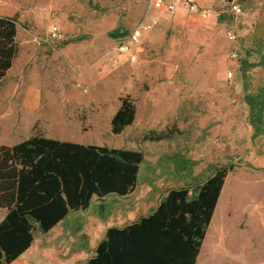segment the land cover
Returning a JSON list of instances; mask_svg holds the SVG:
<instances>
[{
	"label": "rangeland",
	"instance_id": "374dc122",
	"mask_svg": "<svg viewBox=\"0 0 264 264\" xmlns=\"http://www.w3.org/2000/svg\"><path fill=\"white\" fill-rule=\"evenodd\" d=\"M200 4L206 15L159 10L153 0H0L1 15L17 16L19 45L0 81V145L43 135L145 153L130 195L94 196L61 234L36 229L38 251L88 242L93 213L146 198L154 206L171 188L194 192L217 167L231 166V217L235 200L237 229L255 238L244 255L264 262V223L249 207L253 198L264 203V0L245 2L239 15L227 0ZM142 24L151 26L132 61L111 32ZM126 94L138 106L135 123L115 134L111 119Z\"/></svg>",
	"mask_w": 264,
	"mask_h": 264
},
{
	"label": "trees",
	"instance_id": "16d2710c",
	"mask_svg": "<svg viewBox=\"0 0 264 264\" xmlns=\"http://www.w3.org/2000/svg\"><path fill=\"white\" fill-rule=\"evenodd\" d=\"M249 0H242V4ZM17 16L0 14V81L18 51ZM129 30H113L119 38ZM111 119L115 134L135 123L137 107L129 95ZM254 117L255 102L248 97ZM145 153L34 135L0 145V264H10L35 239L71 211L87 209L94 194L125 195L137 185ZM231 166L217 167L191 192L171 188L158 207L122 229L111 227L87 264H195Z\"/></svg>",
	"mask_w": 264,
	"mask_h": 264
},
{
	"label": "crops",
	"instance_id": "0c3cea01",
	"mask_svg": "<svg viewBox=\"0 0 264 264\" xmlns=\"http://www.w3.org/2000/svg\"><path fill=\"white\" fill-rule=\"evenodd\" d=\"M201 6L203 5L201 4ZM55 139H59L60 141L66 140L62 138ZM227 177L219 196V201L217 202L213 216L211 218V221L209 222L206 231L207 234L202 241L200 252L197 256L195 264H264V262H252L250 260H247L246 256L244 255V250L246 253L245 247L252 248L255 238L253 237L252 239V237L248 235L249 231L244 232L241 229H237L236 223L241 221V216H237V209L239 208V206H237L235 200V217L234 219L231 217L232 215L230 213V210L232 208V203L225 194ZM132 192L125 195L111 192L108 195L102 196V198L112 195L123 197L130 195ZM94 196L100 198V196L96 194H94L93 197ZM162 198L160 199V201L162 200ZM253 199V202L249 205L252 210V215H258V218L256 220L259 221V219L262 218V221L264 223V203L259 204L258 199ZM160 201L156 202L153 206V202L150 201V198H146L137 201L133 205L118 207L113 212L93 213L90 220L92 221L90 226V233L89 229H85L86 233L88 232V235L90 237L88 242H86L85 244L79 243L78 245H75L73 249L68 247L65 251L59 249L56 250V247L54 245H46L43 250L38 251V249L34 247L33 241L32 245L19 257H16V259L10 264H87L88 260L97 254L96 251L98 244L100 243V241L106 238L109 228L113 226L122 229L134 222H137L141 217L153 212L160 204ZM80 210L82 209L71 211L67 215V217L64 218V220L62 219L48 232L61 234L62 231L65 230L68 222H71L72 220L77 221L76 218L78 215L75 213ZM6 214L7 210L5 209L3 218L6 216ZM253 216L250 219L252 229H254L253 220H255ZM80 229V223L76 224V226L72 229V234L76 235ZM251 231L253 232V230Z\"/></svg>",
	"mask_w": 264,
	"mask_h": 264
},
{
	"label": "built area",
	"instance_id": "2783aa9c",
	"mask_svg": "<svg viewBox=\"0 0 264 264\" xmlns=\"http://www.w3.org/2000/svg\"><path fill=\"white\" fill-rule=\"evenodd\" d=\"M231 11L236 15L243 13L242 0H227ZM155 8L168 12H176L178 9L185 7L190 12H199L203 10V14L206 15L207 11L201 6L200 0H153ZM156 23V20L154 21ZM151 25L144 26V24L134 28L129 34L121 36L116 39L117 48L123 54H128L132 61L137 60V53L135 46L138 44L142 34L143 29L150 27ZM61 31L57 26H54L51 30V36L53 38H59ZM228 37L231 39L236 38V33L234 30L228 31ZM236 55V54H235ZM233 73L230 72V77Z\"/></svg>",
	"mask_w": 264,
	"mask_h": 264
}]
</instances>
